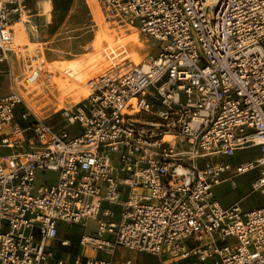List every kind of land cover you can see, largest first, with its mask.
<instances>
[{
    "label": "built area",
    "instance_id": "2783aa9c",
    "mask_svg": "<svg viewBox=\"0 0 264 264\" xmlns=\"http://www.w3.org/2000/svg\"><path fill=\"white\" fill-rule=\"evenodd\" d=\"M99 2L155 46L88 81L69 111L78 133L64 139L47 122L15 121L24 104L13 86L34 84L44 63L38 49L23 57L16 35L20 24L30 40L29 6L0 0V78L11 86L0 95V264H67L62 225L82 228L70 264H116L119 248L175 264H264V206L224 208L214 193L257 171L251 192L264 196V0ZM40 172L54 179L36 189Z\"/></svg>",
    "mask_w": 264,
    "mask_h": 264
},
{
    "label": "rangeland",
    "instance_id": "374dc122",
    "mask_svg": "<svg viewBox=\"0 0 264 264\" xmlns=\"http://www.w3.org/2000/svg\"><path fill=\"white\" fill-rule=\"evenodd\" d=\"M43 1H47L50 4V10L47 13V17L40 14L42 13L40 6ZM96 1L98 8L105 16L104 9L99 0ZM28 6L30 10L29 14L31 15V24L36 25L34 40L28 39L26 33L23 32V28L22 32L27 38L28 43H39L43 45L40 50L42 51L43 57L40 56L39 60L44 63V66L40 78L42 77L41 79H43V82L45 83L43 86L47 87H44L40 93H38L37 90L27 93L28 88L23 89L16 83L13 88L21 95L24 107H18L15 110L14 118L21 126L29 125L35 120L39 122H47L56 134L61 136L62 133H65L67 137H61L69 139L75 137L78 133V131H76L77 128L70 126L71 120L69 118V111L80 100L68 97L64 103V108L58 110L55 105L58 103L60 94L57 90V86L51 85L53 75L46 74L45 67L56 62L83 60L85 56L93 54V49L88 46H91L96 38V35L101 33V20L97 18L95 9L89 4L88 0H28ZM103 22L104 25H108L112 32L117 33L118 37H127L134 32L139 34L140 40L142 39L140 42L143 44V48L135 46L134 50L139 53L142 62L147 59L150 52L154 49L155 42L145 37L134 28L119 27L106 16ZM34 48L36 49L37 47ZM44 49L47 50L45 51ZM128 50L130 51L129 48ZM57 51H59V54H57ZM158 53L159 51L155 50L153 52V56H157ZM32 55L33 54L25 53L26 57H32ZM25 56L23 54V57ZM131 64L132 62L130 60H125L122 65H117L116 67ZM30 65L32 64L25 62L18 71L22 72V75H25L28 66ZM116 67H112L110 69ZM55 76L59 77L57 74ZM39 79L34 84L39 83ZM10 88L11 86L9 85L8 79L1 77L0 95L10 91ZM24 95L25 97H23ZM27 104L35 106V108L39 111V113H37L39 118L28 112L26 108ZM26 113H28V117L23 119L22 116ZM250 158V152H244L241 160H248ZM257 175V171H252L248 174L239 176L235 180L237 186L235 191L231 189L229 184H223L217 187L214 190V193L218 200L223 203L236 201L247 193H250L251 183ZM53 179L54 174L40 172L36 175L34 186L37 189L45 181H52ZM262 203L263 198L259 194H250L241 203V207L245 208L260 205ZM71 228L72 231L75 232L82 231L81 226L74 225ZM93 228L94 222L89 221L86 232H90ZM126 260H130V264H175L174 262H164L160 258L153 257L151 255L139 254L124 248H119L115 255L116 264H122V262Z\"/></svg>",
    "mask_w": 264,
    "mask_h": 264
},
{
    "label": "bare ground",
    "instance_id": "6f19581e",
    "mask_svg": "<svg viewBox=\"0 0 264 264\" xmlns=\"http://www.w3.org/2000/svg\"><path fill=\"white\" fill-rule=\"evenodd\" d=\"M88 2L95 9L96 16L101 20L102 27L101 33L97 34L92 45L88 46L93 49V54L85 56L83 60L56 62L45 67L46 74L53 75L51 85H56L60 94L58 103L55 105L58 110L64 108V103L68 97L76 100H81L87 97L89 95V90L87 88L88 81L108 71V69L116 67L117 65H122L125 60H130L134 65L142 63L139 53L134 50L135 46L143 48V44L140 42L142 39L140 40L139 34L134 32L127 37H118V34L112 32L107 24L104 25L103 21L105 16L98 8L97 1L88 0ZM21 5L23 7L28 6V0H21ZM40 8L42 9V13L40 14L47 17V13L50 10V4L47 1H43ZM22 28L23 27L20 24L15 26L17 38L23 43L21 47H26V50L23 51L24 56L25 53L34 54V51L38 49L40 52L39 56L43 57L42 51H40L43 45L39 43H28L27 38L23 35ZM34 47L37 48L35 49ZM56 74L59 75V77H56ZM41 78L37 84L28 83L29 86L26 85L28 88L27 93H31L35 90L40 93L44 87H47L43 86L45 83ZM23 97H25V95ZM26 108L30 114L32 113V115L38 117L37 113H39V111L34 105L27 104ZM61 136L67 137L65 133H62Z\"/></svg>",
    "mask_w": 264,
    "mask_h": 264
},
{
    "label": "crops",
    "instance_id": "0c3cea01",
    "mask_svg": "<svg viewBox=\"0 0 264 264\" xmlns=\"http://www.w3.org/2000/svg\"><path fill=\"white\" fill-rule=\"evenodd\" d=\"M32 25V24H31ZM34 28H33V32L31 33L30 32V39L31 40H34V32H35V28H36V25H32ZM9 92V91H8ZM8 92H6L5 94H7ZM225 184H227V183H225ZM223 185V184H222ZM221 186V185H220ZM219 187V186H218ZM217 188V187H216ZM215 188V189H216ZM214 189V190H215ZM250 194H259L262 198H263V203L262 204H260V205H255V206H249V207H245V208H242L241 207V203L244 201V199L247 197V196H249ZM216 196V195H215ZM217 198V197H216ZM218 199V198H217ZM219 201V200H218ZM219 203L221 204V206L222 207H224V208H228V207H230V206H232L233 204H238L240 207H241V209L243 210V211H245V212H247V211H252V210H255V209H259V208H261V207H263L264 206V196L262 195V194H260V193H252L251 191H250V193H247L246 195H244V196H242L241 198H239L238 200H236V201H233V202H221V201H219ZM62 227V229H63V231L60 233V237H62L63 236V234H65V236L71 241V248L69 249V253L68 254H66V255H61L62 257H65L66 258V260H67V264H70L71 263V261L76 257V256H82L83 255V251L80 249V248H78V246H77V237H78V234L81 232V231H79V232H75V231H72V226H70V227H67V226H61ZM67 233H68V235H67ZM60 250L61 251H63L61 248H60ZM88 254L90 253V252H87Z\"/></svg>",
    "mask_w": 264,
    "mask_h": 264
}]
</instances>
